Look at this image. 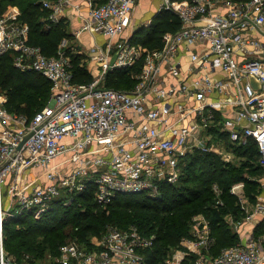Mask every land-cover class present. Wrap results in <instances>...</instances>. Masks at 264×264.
<instances>
[{
	"label": "built area",
	"instance_id": "built-area-1",
	"mask_svg": "<svg viewBox=\"0 0 264 264\" xmlns=\"http://www.w3.org/2000/svg\"><path fill=\"white\" fill-rule=\"evenodd\" d=\"M139 1L39 0L48 13L45 27L67 24L70 10L80 23L77 35L105 39L88 53L98 72L85 85L72 81L66 39L47 57L29 44L19 10L0 15V56L12 54L16 69L40 74L52 90L31 117L9 112L0 96V264H17L4 246L7 221L26 214L39 219L56 201L69 207L88 189L101 206L118 197L157 199L163 185H177L196 154L239 165L235 149L251 142L264 169V0H160L157 13L174 14L181 27L164 33L157 50L127 35ZM139 64L132 90L105 85L110 71ZM256 181L264 187V177ZM212 191L222 206L216 183ZM229 192L245 213L241 221L225 217L238 242L209 256L210 221L197 215L191 237L161 264H264V232L240 231L264 216V201L251 203L244 182ZM154 244L155 235L135 226L109 227L88 245L61 246L54 264H149Z\"/></svg>",
	"mask_w": 264,
	"mask_h": 264
},
{
	"label": "trees",
	"instance_id": "trees-1",
	"mask_svg": "<svg viewBox=\"0 0 264 264\" xmlns=\"http://www.w3.org/2000/svg\"><path fill=\"white\" fill-rule=\"evenodd\" d=\"M13 4L19 5L21 19L29 26V44L39 47L47 57L55 56L61 41L69 37L65 30L67 24L61 22L45 27L48 13L42 9L39 0H0V15L8 13ZM180 27L174 14L161 11L153 17L148 28L138 29L132 40L151 50L161 49L164 33H176ZM82 60L83 56L73 55L71 61L72 81L79 85L93 81ZM140 67L139 64L133 69L110 71L105 76V85L116 90H132L137 83L133 75L140 73ZM35 73L16 69L12 54L0 56V93L8 99L6 108L9 112L31 117L47 105L45 98L51 94V83L43 76L45 82L39 81ZM37 97L41 98L38 103ZM235 155L240 158L239 165H227L214 154H196L188 161L177 185H163L157 199L145 195L118 197L112 204L101 208L88 189L69 207L61 200L56 201L53 209L39 219L26 214L9 220L4 226L5 249L17 264H42L47 255L53 258L54 264L60 247L73 239L81 245H88L91 238H100L108 225L119 226V229L135 226L144 236L155 235L154 247L146 254L147 261L161 264L179 248L183 238L191 237L190 220L194 215L202 214L210 221L215 239L208 254L216 257L238 242V235L227 225L225 217L231 215L237 221L245 217L236 197L229 192L231 186L244 182L246 196L253 204L256 195L262 191L256 179L264 177V169L257 165L254 143L237 147ZM214 183L223 192L222 206L215 205ZM263 232L264 219L255 234Z\"/></svg>",
	"mask_w": 264,
	"mask_h": 264
},
{
	"label": "crops",
	"instance_id": "crops-1",
	"mask_svg": "<svg viewBox=\"0 0 264 264\" xmlns=\"http://www.w3.org/2000/svg\"><path fill=\"white\" fill-rule=\"evenodd\" d=\"M155 3L158 4V6H157V8H158L160 6V0H141V1H139L138 5L135 7V9L133 10V12L131 14V18L133 19L134 26L138 25L141 21H144V20L146 21V23L142 26H139V28H136V26H135L132 29L133 30L132 34L136 33V31L138 29H140L141 27H145L148 24V22L150 20L152 21L153 17L157 14V13L155 15L153 14L151 19L146 18V19H142L140 21H137L136 16H137V13L140 12L139 9L141 8L142 9L141 11H144V9H146L145 11H148L152 6H154ZM155 11H156V9L154 11H152L150 13V15ZM68 16H69V19H68L67 27L68 28L70 27V29H72V33H75L76 31H78L80 29V23L75 18V16L72 15V11H70V10L68 11ZM135 21H137V22H135ZM78 40H79L80 46L84 47V49L86 51L85 56L87 57L86 61L88 62L86 69L92 74V76L94 78V77H96L97 72H98L97 64L95 63V61L89 60V56L87 54L90 52L91 48L94 46L95 43L102 45L105 42V39L99 35L92 36V35L84 32V33L80 34V37L78 38ZM185 63H187V59L183 58L182 64L184 65ZM260 187H261L262 191L260 194L256 195L255 201H260V200L264 201V187H262L261 185H260ZM263 219H264V216H262V217L261 216H255L251 222L245 223L241 227L240 231L242 233L245 231H255V229L257 228V226L261 223V221Z\"/></svg>",
	"mask_w": 264,
	"mask_h": 264
},
{
	"label": "rangeland",
	"instance_id": "rangeland-1",
	"mask_svg": "<svg viewBox=\"0 0 264 264\" xmlns=\"http://www.w3.org/2000/svg\"><path fill=\"white\" fill-rule=\"evenodd\" d=\"M157 6H158V4H154V6H152L148 11H145L146 9H144V11H141L142 9L140 8L139 10H140V12L139 13H137V16H136V19H137V21H140V20H142V19H146V18H149V19H151L152 18V15L154 14H156L157 13V11H158V9H159V7L157 8ZM12 9H17V10H19L20 11V7H19V5H17V4H13V5H11L10 6V10H12ZM156 9V11L155 12H153L151 15H150V13L152 12V11H154ZM137 21H135V22H137ZM146 23V21L144 20V21H141L138 25H135L136 26V28H139V26H142V25H144ZM134 26V23H133V19L131 18V22H130V27H127V29H126V31H127V35L128 36H130L131 34H132V32H133V28L135 27ZM146 28V27H145ZM65 30H66V32L68 33V35H69V37L68 38H66V40H67V44H66V49H64L66 52H65V54L66 55H68V56H70V61H72V56L73 55H81V56H83V60H82V64L85 66V67H87V65H88V62L86 61V51H85V49H84V47H82V46H80V43H79V40H78V38L80 37V35H77L76 33L77 32H75V33H72V29H70V27L68 28H65ZM138 31V30H137ZM147 50H151V49H148L147 48ZM88 55V54H87ZM89 60H90V56H89ZM70 71H72L73 70V64H72V62H71V66H70ZM30 72V71H29ZM137 75H139V73L138 74H134L133 75V77L135 78ZM39 81H41V82H45V80L42 78V76H40V75H38V74H36L35 73V75H34ZM51 95V94H50ZM50 95H49V97H48V99H47V97L45 98V101H46V104L48 103V101H49V98H50ZM0 96L1 97H3L5 100H6V105H8V99H7V97L5 96V95H3V94H1L0 93ZM41 101V98L40 97H37L36 98V102L38 103V102H40ZM100 207L101 208H104V206H101L100 205ZM84 209V208H83ZM200 215H202V214H200ZM195 216H197V215H194L193 217H195ZM193 217L191 218V220H190V233H191V230H192V222H193ZM109 227H114V228H118L119 229V226H116V225H108L106 228L108 229ZM107 229L105 230V231H107ZM104 233V232H103ZM102 233V234H103ZM99 238V237H98ZM97 237H93V238H91L90 239V242H92V241H96L97 239H98ZM75 239H73V240H71V241H74ZM71 241H69V242H71ZM69 242H67V243H69ZM66 244V243H65ZM7 255H8V253H7ZM10 259H12V258H10ZM52 261H53V258L50 256V255H47L46 256V258L43 260V262H42V264H52Z\"/></svg>",
	"mask_w": 264,
	"mask_h": 264
},
{
	"label": "water",
	"instance_id": "water-1",
	"mask_svg": "<svg viewBox=\"0 0 264 264\" xmlns=\"http://www.w3.org/2000/svg\"><path fill=\"white\" fill-rule=\"evenodd\" d=\"M253 81V80H252ZM253 83L256 85V83L253 81Z\"/></svg>",
	"mask_w": 264,
	"mask_h": 264
}]
</instances>
